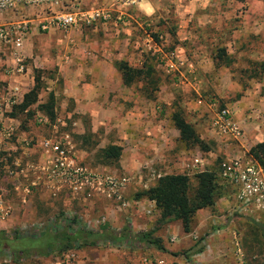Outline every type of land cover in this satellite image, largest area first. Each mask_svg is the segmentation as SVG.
Returning a JSON list of instances; mask_svg holds the SVG:
<instances>
[{
	"label": "rangeland",
	"instance_id": "obj_1",
	"mask_svg": "<svg viewBox=\"0 0 264 264\" xmlns=\"http://www.w3.org/2000/svg\"><path fill=\"white\" fill-rule=\"evenodd\" d=\"M233 1L237 0H214L216 4L213 7H207L210 12L215 11L212 14L222 12V15L219 14L220 16L216 17L221 20V31L218 32L219 38L217 40L212 31V25L215 22L213 21L209 25L205 36L198 37V43L212 44L210 40L213 38L214 44L226 42L228 47H231L230 49L227 47L232 62L226 69V72L229 73L226 81L220 84L212 77L207 78L205 87L207 93L204 96L212 97L220 105L229 107L233 114V121L240 128L242 136L239 141L225 138L217 139L212 134H209L210 136L207 138V130H210L208 129L206 117L201 116L200 120L203 119L202 124L204 126L202 128H206V136H203L205 140L202 141L209 146V150L203 152L197 148L189 149L186 147L190 153L185 154L188 158L197 157L200 162L194 169L189 170L188 196L192 197L195 185L194 176L196 174L205 171L213 173L219 187V196L215 199L213 205L195 212L190 220L188 232L182 231L179 222L158 224L159 211L155 208L154 203L139 196L143 191L152 187L157 178L151 174H145L149 166L145 169V162L139 163L137 160L147 158L148 161L151 160L149 165H151L152 170L157 171L159 168L163 169L167 166L169 168L163 172H171L173 162L170 157L174 155L173 152H178L179 149L174 146L172 150H167L166 159L160 155H154L153 159V154L146 156L145 148H137L136 159L134 160L138 164H133L134 162H131L132 157L129 155H122L121 160L125 161L131 169V171H125L124 168H121L119 162L113 166H103L101 164L99 157L97 158L102 146L99 133L90 137L85 136L86 133L75 136L70 135L73 153L77 149L84 155L83 160L88 161L86 163L80 162L82 159L74 153L79 163L97 168L100 175H108L118 181H125L123 188L118 193H112L106 186H103V189L98 192H90L88 196L70 195L62 189L55 197L51 196L49 192L38 191V187L31 188L27 197L31 209L22 208L19 211V219H26L27 224L12 229L3 228L2 231L6 233L13 230L27 232L29 228L44 224L62 211L67 215L77 216L79 222L93 230L101 224H107L110 228L119 230L125 223H129L133 233L152 230L154 231L153 237L160 241L164 250L158 251L151 247H90L68 251L63 254H53L47 258H29L17 264H264V239L249 222L254 220L264 225V172L252 169L255 166L253 162L249 161L250 158L246 156L245 152L250 148H248V145L255 142V136L264 135V72L257 73V79L248 78V74H244L245 69H253L255 68L253 67L254 64L264 61V3L258 0H244V3L245 1L250 2L242 4L238 8L227 6L228 2ZM140 9H142L141 6ZM38 12V10H25L21 13L11 12L5 15L11 17L10 21H30L31 32L23 45L22 64L30 65L32 76L40 78L42 91H40L37 99L44 101L47 93L52 89L55 91L59 89L57 85L53 88L51 84H46V82L49 80L48 77L52 76L58 81L60 79L57 68H54L52 64L62 53V44L59 31L55 32L58 38L55 39L54 37L50 38V34L47 35L46 32H41L37 28L35 20ZM5 15L1 17H5ZM174 15V7L167 4L164 6L163 12L155 14L152 18L143 16L125 18V21H112L106 25L90 28V31L88 29L86 31L81 30L84 32L80 33L84 35L80 36L78 43L83 46L82 51L89 53L87 56L85 52L84 54L82 52L86 58L101 55L106 49H112L113 54L118 53L120 46L125 44L128 53L123 54L122 60L130 58V55H132V58L134 57L133 63H142L144 59L150 57L140 49V39L143 32L146 31L141 22L145 21L152 34H162L166 40L170 41L176 29ZM242 18H245V25L243 26L245 31H248L249 26L253 24L256 34L251 36L248 32H241ZM114 42H117V44ZM220 48L223 47L220 46ZM0 50H2L0 52L3 57L8 59V52L2 48ZM73 54L71 51L69 58ZM255 70L258 72L257 68ZM162 73L160 75L163 80L173 86L169 77L164 72ZM253 81H256L257 85H254ZM259 84L263 86L260 87ZM253 87H256L260 95L258 93L253 95ZM216 89L219 91L216 92ZM245 90L250 91V94L246 95ZM243 96L246 97L247 101L244 100L240 103L239 101L242 100ZM54 97L53 121L46 118L47 124H38L34 118L28 119L24 115L16 117L18 120L19 133L17 139L19 138V146H22L26 141H30V145L33 146L28 155L22 156V165L27 161H33L34 157L37 156L36 152H33L37 151L35 147L37 144L36 137L49 138L54 133H59V131L70 134V125L60 126V122L71 123L72 116L66 118L67 112L71 110V104L67 102L64 105L59 93ZM154 98H158L155 93ZM243 103L245 108L239 112ZM160 109L157 111L159 112ZM173 111L177 110L169 105V118ZM236 111L237 114H234ZM181 116L185 121H191L187 113L184 112ZM160 117L161 115L157 119ZM154 119L156 120V118ZM245 124L250 126L245 128L243 126ZM193 125L196 129L201 128L195 122ZM248 136L251 139L247 142ZM20 152L19 150L17 153ZM158 159H164V164L160 165ZM224 159L234 169L233 176H238V180L221 178L220 163ZM234 162L238 163L234 165ZM131 166L137 167L136 170L130 168ZM241 177H244L242 181L240 180ZM254 178L260 182H253ZM18 183L21 186L26 185L22 177L18 179ZM256 183H262V186L260 185V188L253 192ZM3 184L10 188V182L6 183L4 181ZM242 189L244 190L243 194H241ZM117 194L119 198H117ZM15 199L18 201L16 197ZM213 227L221 228L214 230ZM197 250H200V252L196 253ZM185 253L189 255V260L185 258ZM3 260L8 262L7 258Z\"/></svg>",
	"mask_w": 264,
	"mask_h": 264
},
{
	"label": "crops",
	"instance_id": "obj_2",
	"mask_svg": "<svg viewBox=\"0 0 264 264\" xmlns=\"http://www.w3.org/2000/svg\"><path fill=\"white\" fill-rule=\"evenodd\" d=\"M248 2L250 1H245V3ZM245 3L233 1L228 2L227 6L238 8ZM167 4L172 5L175 9L174 21L176 29L172 34L170 41L166 40L165 44L168 48H174L180 59L186 60L193 66L197 79L195 82H191L189 77L185 74L183 77L184 82H181L176 86L169 85L160 75L163 72L162 69L158 66H154L156 70L154 74L150 76L155 82V85L153 86L154 90L151 89L153 90V96L152 98H148L145 96L142 89L145 87L149 79H138L129 87L123 85L121 75L117 70L115 63L122 60L123 54L125 55L128 53L125 44L120 46L121 48L118 53L113 54L111 52L112 49H106L101 55L86 58L83 55L84 52L87 56L89 53L82 51L83 46L78 43L80 41V36L84 35L80 32H84L86 29L84 31L76 30L64 34L58 29L52 27L46 32L47 35L50 34V38L54 37L56 39L57 33L55 32L59 31L60 42L62 44V53L53 64L51 63L54 68H57V72L60 74V79L58 81V79L56 80L53 76L48 77L49 80H47L46 84H51L53 88L57 85V87H59L58 91L52 89L49 93H52L53 97L59 93L64 105H66L67 102H70L71 104V110L67 112L66 117L69 118V116H72L71 123L68 124L66 121H62L60 122V126H64V124L68 126L70 125L69 135L71 136L86 133L85 136L90 137L99 133L101 136V148H104L107 145L119 146L121 148V155L118 162L121 168H124L125 171H131V169H129L128 164L125 161L121 160L122 155H129L132 157L131 162L136 164L137 162L135 163L134 159H136L137 148H145L146 156L153 154L152 158L154 155H160L165 158V156L168 155L167 150H172V148L176 146L179 149L178 152H173L174 155L170 157L173 162V169H171V172H163L165 169L169 168L167 166L163 169L159 168L157 171L154 169L152 170V168H150L151 165H149L151 160L148 161L147 158L145 160L141 158V160L137 161H139V163L144 161L146 164L144 165L145 169L149 166L146 169L147 171H145V174L147 175H150L151 172L158 175H188L190 172H188L186 168L191 165L193 159L198 160V158H188V156L185 155L186 153L189 154L190 151L186 149L185 145L179 140V132L174 128L171 116L170 118L168 117L169 105H172L173 109L177 110L172 113L181 111L182 113H187L191 121L185 122L191 125L199 139L205 140L203 139V136H206V128H202L204 127L202 124L203 119L200 120V118L201 116H205L207 119L209 109L203 104H198L197 101L199 99L209 98L204 96L207 93L205 88L207 85V78L210 79L212 77V79L217 80L220 84L226 81L227 74H229L226 72V69H228L229 65L220 64L216 62L214 58L217 49H219L220 46L223 47L222 49H224L226 55L229 57L228 51L231 47L229 48L226 42L223 44H214V40H212L213 38L210 40L212 44L207 45L205 42L203 44L198 43V37L202 38L205 36L209 25L212 24L213 21L215 22L212 25V31L214 36L217 37V40L219 38L218 32L221 31V20H218L216 17L222 15V12L219 13L220 15L218 13L212 14V12L215 11L210 12L209 8H207L213 7L216 4L214 0L142 1L138 3L137 6L122 8L121 12L124 14L125 18H138L142 16L152 18L155 14L163 12L164 6ZM140 6L142 9H140ZM244 19L245 18H242L241 21L242 27L245 25ZM10 20L11 17L9 15H5V17L0 16V24L14 22ZM113 22L116 21L114 20ZM242 27L240 28L242 30L241 32H248L251 36L256 34V29L253 24L249 26L250 29H248V31H245L244 27ZM88 30L90 31L91 29ZM114 43L117 44V42ZM116 46L119 47L118 45ZM0 51L2 52V50ZM71 51L74 53L73 56L70 57L71 59L69 58L68 61H64L63 58L65 55L67 53L70 54ZM1 52L0 89L16 88V105H19L22 102L23 96L32 89L35 84L34 77L31 73V66L23 65L21 72H18V68L14 65L13 61L10 58H4ZM130 56V58H126V60L123 61H126L132 68L139 69L143 62L133 63L132 61L134 60V57L132 58V55ZM229 58L231 59V57ZM185 70L186 69L183 68L181 69V72L184 73L186 72ZM253 82L255 83L254 85H257L256 81ZM259 85L260 87L263 86L261 84ZM44 89L46 90V88ZM40 91L42 90L40 89ZM218 91L219 90L216 89V92ZM252 92L253 95L258 93L256 87L252 88ZM154 93L157 95V99L154 98ZM244 93L248 95L250 94V91L245 90ZM258 95H260V93H258ZM37 98H39V94ZM244 100L247 101L245 96H243L242 100L239 102L242 103ZM41 102L43 101L37 99L36 104ZM158 105L162 108L160 109ZM244 108L245 106L243 103L239 112L243 111ZM158 109H160L159 112L157 111ZM234 114H237V111ZM159 115H161V117L157 119ZM8 117L10 118L11 123L17 126V118L11 117L10 115H8ZM154 118H156L157 121ZM194 122L197 126H201V128L196 129L194 127L195 125H193ZM243 126L247 128V126L249 127L250 125L245 124ZM209 134L220 139L211 130H207V138L210 136ZM36 138V142L41 140L40 137ZM262 138V135L255 136V142L248 145V148L261 142ZM250 139L251 137L248 136L247 142ZM247 151L248 150L245 152L247 153ZM33 152H36L37 154L33 161H39L41 158L40 152ZM74 153L80 156L82 159L80 162H88L83 160L84 155L77 149H75ZM164 162V159L158 161L160 165L164 164ZM83 166L88 170L98 171L97 168L85 164H83ZM130 168H135L136 170L137 167L131 166ZM17 182L18 180L16 179L13 183L17 184ZM38 191L48 192L49 189L44 187L38 189ZM11 207L12 212L6 221L4 228L12 229L26 225V219H19V211L22 208L30 210L31 205H29V202L21 205L14 197L12 198Z\"/></svg>",
	"mask_w": 264,
	"mask_h": 264
},
{
	"label": "built area",
	"instance_id": "obj_3",
	"mask_svg": "<svg viewBox=\"0 0 264 264\" xmlns=\"http://www.w3.org/2000/svg\"><path fill=\"white\" fill-rule=\"evenodd\" d=\"M142 1L153 0H0V16L11 12L38 10L35 21L41 32H48L54 27L68 34L71 31L106 25L114 20L125 21L121 9L137 6ZM29 22L22 20L0 24V48L8 52L18 72H21L23 68V45L31 32ZM141 23L146 28L140 39L141 51L153 59L173 85L184 82L185 74L191 82H195L197 79L193 66L186 60L180 59L174 48L166 46V39L162 34L155 33L156 38L152 37V32L145 21ZM63 59L68 61L69 53ZM183 68L186 69L184 73L181 72ZM16 94V88L0 89V231L3 230L11 215L12 196L23 205L27 202L31 188L47 187L49 194L54 197L62 189L70 195L88 196L90 192L100 191L103 186H106L112 193H118L123 188L125 181H118L108 175H100L81 165L73 153L70 135L65 131H59L49 138H42L36 142L35 146L40 152V160L27 161L22 165V156L28 155L33 146L30 145V141L18 146V126L13 125L8 117L12 109L17 106ZM197 103L209 109L208 128L217 137L233 141L240 140L242 132L233 121V114L229 107L220 105L212 97L199 99ZM34 119L38 124H47V119L39 113L34 116ZM19 150L21 152L17 153ZM249 161L255 166L252 169L264 172V168L259 167L251 159ZM191 162V165L186 168L188 172L200 163L195 159ZM220 170L221 178L238 180V176H233L234 169L229 166L227 160L221 161ZM150 174L156 178L161 176L153 172ZM20 177L24 179L26 185L13 183ZM243 179L244 177H241L240 180ZM4 181L10 182V188L3 184ZM253 182L260 181L254 178ZM260 185L262 186V183H256L252 191H257ZM243 193L242 189L241 194ZM117 198H119L118 194Z\"/></svg>",
	"mask_w": 264,
	"mask_h": 264
},
{
	"label": "trees",
	"instance_id": "obj_4",
	"mask_svg": "<svg viewBox=\"0 0 264 264\" xmlns=\"http://www.w3.org/2000/svg\"><path fill=\"white\" fill-rule=\"evenodd\" d=\"M237 1L243 2L244 0ZM258 1L264 3V0ZM156 36V34H152V37L156 38ZM214 60L224 65H230L232 62L222 48L217 49ZM115 66L121 75L123 85L126 87H129L138 79H149L142 91L145 96L152 98L155 82L150 76L154 74V66H156L152 58L144 59L139 69L132 68L123 60L116 62ZM253 67L257 68L258 72L255 68H251L245 69L244 74H248V78L257 79L258 74L264 72V61L254 64ZM34 83L32 89L23 96L22 102L15 106L9 115L11 117L24 115L30 119L34 118L36 113H39L49 121H53L55 99L52 93H48L43 102L36 104L42 84L38 77H34ZM34 105L35 108H32ZM171 121L174 128L179 132V140L185 147L189 149L197 148L203 152L209 150V146L199 139L194 129L185 122L180 112L172 113ZM120 155L121 148L119 146L107 145L99 150L97 158L99 157L103 166H113L118 163ZM246 155L259 167L264 168V135L262 141L251 146ZM194 182V190L190 198L188 196V175H161L152 187L143 191L139 196L154 203L155 208L159 211L158 224L179 222L182 231L188 232L190 220L195 212L211 207L219 196V187L213 173L206 171L198 173L194 176ZM249 222L264 239V225L254 220ZM213 228L218 230L221 227ZM153 232L151 230L133 233L129 223H125L119 230L112 229L107 224H101L93 230L79 222L77 216L67 215L60 211L52 219L47 220L38 227L29 228L27 232L13 230L6 233L1 230L0 264H17L29 258H47L53 254H63L68 251L90 247H151L163 251L160 241L153 237ZM199 252L200 250L196 251V253ZM184 256L189 260V255L185 253ZM6 258L8 262H4L3 259Z\"/></svg>",
	"mask_w": 264,
	"mask_h": 264
}]
</instances>
